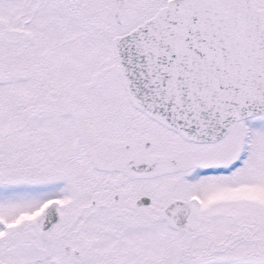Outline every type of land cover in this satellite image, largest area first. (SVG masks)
I'll return each instance as SVG.
<instances>
[{
	"label": "snow or ice",
	"instance_id": "6c2138e0",
	"mask_svg": "<svg viewBox=\"0 0 264 264\" xmlns=\"http://www.w3.org/2000/svg\"><path fill=\"white\" fill-rule=\"evenodd\" d=\"M0 264H264V0H0Z\"/></svg>",
	"mask_w": 264,
	"mask_h": 264
}]
</instances>
